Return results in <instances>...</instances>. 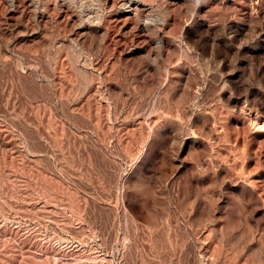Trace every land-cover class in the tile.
Here are the masks:
<instances>
[{"label": "rangeland", "instance_id": "374dc122", "mask_svg": "<svg viewBox=\"0 0 264 264\" xmlns=\"http://www.w3.org/2000/svg\"><path fill=\"white\" fill-rule=\"evenodd\" d=\"M0 264H264V0H0Z\"/></svg>", "mask_w": 264, "mask_h": 264}, {"label": "bare ground", "instance_id": "6f19581e", "mask_svg": "<svg viewBox=\"0 0 264 264\" xmlns=\"http://www.w3.org/2000/svg\"><path fill=\"white\" fill-rule=\"evenodd\" d=\"M57 1V0H56ZM126 1V0H125ZM128 1H132V0H128ZM60 2V1H59ZM57 3V2H56ZM63 4V3H62ZM61 5V4H60ZM81 5V4H80ZM83 5H84V3H83ZM127 5H129V4H127ZM133 6V5H132ZM137 7V6H136ZM135 7V8H136ZM81 8V7H80ZM130 8V7H129ZM132 8V7H131ZM133 9V8H132ZM81 11V10H80ZM97 12H98V10H97ZM79 14V13H78ZM97 14V13H96ZM99 15V14H98ZM81 16V15H80ZM96 17H98V16H96ZM99 17H100V15H99Z\"/></svg>", "mask_w": 264, "mask_h": 264}]
</instances>
